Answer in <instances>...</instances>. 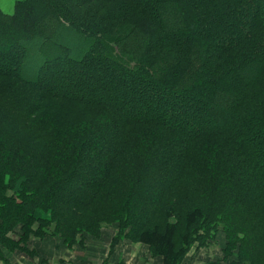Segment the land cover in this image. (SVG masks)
Instances as JSON below:
<instances>
[{
  "label": "trees",
  "instance_id": "16d2710c",
  "mask_svg": "<svg viewBox=\"0 0 264 264\" xmlns=\"http://www.w3.org/2000/svg\"><path fill=\"white\" fill-rule=\"evenodd\" d=\"M103 2L16 0L13 12L0 9V46L21 49L26 61L17 66L14 50L4 55L12 62L0 58V256L17 225L27 239L40 235L41 208L68 241L116 220L169 264L223 227L241 260L231 264H264V218L250 215L264 201V0H118L127 11L117 20L99 21L105 13L95 7L84 14ZM83 58L86 70L104 73L91 96L78 79L64 84L57 66ZM150 90L169 92L144 100ZM68 99L87 118L70 135L68 116L66 128L52 127L53 104Z\"/></svg>",
  "mask_w": 264,
  "mask_h": 264
},
{
  "label": "rangeland",
  "instance_id": "374dc122",
  "mask_svg": "<svg viewBox=\"0 0 264 264\" xmlns=\"http://www.w3.org/2000/svg\"><path fill=\"white\" fill-rule=\"evenodd\" d=\"M43 1L46 5L47 0ZM15 3L16 0H0V9L11 13L14 11ZM103 5H107L105 9L101 5L98 7L97 4L85 6L86 10L84 11V14L90 17V7H95L96 11L105 13L98 18L99 21H103L106 20L105 18H107V16L116 17L117 20L119 16L123 15L127 11L126 5L124 4V6L120 7L118 0H110L108 4L103 2ZM42 10L45 11V8H41V11ZM44 13L45 12H43V14ZM41 23L43 25L46 21ZM50 26L51 25H44L43 29L46 32L45 35L49 33ZM10 48L11 47L8 45H3V47L1 45L0 58H2L5 63L12 62L10 59L5 60L4 55L14 50L15 58H12L13 60L15 59L17 66L22 67L23 62H26L22 59L25 52L21 49L18 51V49L15 50ZM95 52L99 53L98 51ZM71 61H73V59H66L57 64L58 68L65 72L60 77L61 81L67 85L70 84V82H73V80L78 79V82L74 85L75 87L80 90H84L83 92H86L89 96L95 94V90H93L95 86L92 82H94L95 79H98L99 76L101 77L104 73H101L102 71L94 68L86 70L87 68L85 65H87L88 61L84 58L75 63H72ZM27 63L31 67L34 66L30 60ZM107 66L110 67V65ZM34 69L43 77L48 76V79H51L52 81L57 79L55 74L52 72L49 75H46L47 73L45 70L38 68ZM99 73L101 74L99 75ZM120 79L123 84L126 85L123 76H121ZM147 81L156 85V82L149 79H147ZM16 84L20 90L19 92H21V88H23L24 93L21 92V94H23L24 97L27 96L26 94L30 96L25 97L27 100L33 97V93L24 89L26 87L24 82L16 81ZM80 90L78 91L80 92ZM79 92L78 95L80 94ZM167 92L157 90L153 92L151 91L150 93H147L143 99L154 100L161 96L165 97ZM10 93V90H4L2 92V94L5 95ZM135 94L137 95V93ZM117 95L118 92L110 94L112 98H115L113 96L117 97ZM51 97L52 96H48L47 98ZM8 99L12 100V97ZM51 100L53 99H47L48 102ZM75 101L76 100L72 99H68V102L58 100L55 104H53V108L57 110V114L52 119V127L55 128V131H61L66 128L68 124L63 123L61 119L67 116L69 119L68 122L71 120L69 122L68 135L76 131V129L70 128L72 123L79 124V122L84 123L86 121L87 118L83 117L85 113H82V106L75 103ZM128 104L131 105L130 103ZM98 106L101 107V105H97L96 107L91 108V119H94L95 115H97V110L100 108ZM166 108L167 102H165L163 109ZM179 111L182 112V110ZM19 114L20 111L16 112V114L13 115L14 118L19 116ZM138 124L139 123H135L133 128H135ZM14 129L20 130L17 126H15ZM14 129L13 132H20ZM21 130L23 131L22 127ZM135 159L136 158L133 155L122 154L120 161L124 167L130 166L132 168L134 166V162H136ZM136 165L137 164H135L134 168H136ZM78 180L79 179H75V182H73L70 186H79ZM262 209H264V201L261 199L259 205L255 202L250 215L253 216V218L263 219L264 215L262 214ZM37 213L43 221L35 222L33 227L34 230H38L40 235L30 233L31 235H29V238L27 239V234L25 231H22L20 225H17L14 230H10L7 234L8 244L2 246V250L7 258L5 260L0 256V264H169L163 255L154 254L155 252L153 253L147 240H136L135 238H132L130 235V227L128 225L126 227L122 226L116 220L109 222L104 221L98 232L94 231V233L90 232L79 234L77 240L72 242L68 241L61 234L56 232L55 223H49V212H45L44 209L40 208L37 210ZM263 224L264 223L261 222L260 227L264 226ZM206 241L207 242L205 244H200L199 242L195 243L186 253L184 259L178 264H231L232 262H241L238 256V248L232 249V246L229 244L228 235L223 227H219L216 231H212L210 237ZM260 248L261 246L258 247V250ZM244 264L250 263L245 262Z\"/></svg>",
  "mask_w": 264,
  "mask_h": 264
}]
</instances>
